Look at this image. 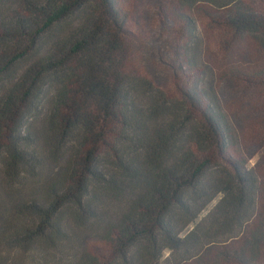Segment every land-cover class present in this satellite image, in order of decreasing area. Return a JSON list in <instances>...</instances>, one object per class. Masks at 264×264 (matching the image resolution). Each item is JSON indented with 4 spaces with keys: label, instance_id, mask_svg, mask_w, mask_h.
Instances as JSON below:
<instances>
[{
    "label": "trees",
    "instance_id": "1",
    "mask_svg": "<svg viewBox=\"0 0 264 264\" xmlns=\"http://www.w3.org/2000/svg\"><path fill=\"white\" fill-rule=\"evenodd\" d=\"M169 2L197 80L173 98L127 69L115 0H0V264H263L211 52L245 38L264 85V8Z\"/></svg>",
    "mask_w": 264,
    "mask_h": 264
},
{
    "label": "rangeland",
    "instance_id": "2",
    "mask_svg": "<svg viewBox=\"0 0 264 264\" xmlns=\"http://www.w3.org/2000/svg\"><path fill=\"white\" fill-rule=\"evenodd\" d=\"M115 1L124 25L123 44L130 73L152 83L170 98L176 97L179 90L193 87L197 80L187 69L183 39L169 0ZM244 2L254 10L264 8V0ZM244 39L232 42L222 37L211 53L217 64V93L239 140L238 150L229 154L244 159L264 187V85L249 80L255 75L258 61Z\"/></svg>",
    "mask_w": 264,
    "mask_h": 264
}]
</instances>
